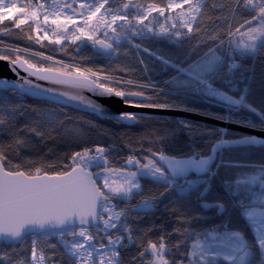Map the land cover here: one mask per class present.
Instances as JSON below:
<instances>
[{"label": "snow or ice", "instance_id": "6c2138e0", "mask_svg": "<svg viewBox=\"0 0 264 264\" xmlns=\"http://www.w3.org/2000/svg\"><path fill=\"white\" fill-rule=\"evenodd\" d=\"M0 35L48 52L0 43V264H264V0H0ZM113 97L214 108L241 134L206 155L192 142L214 129L113 119ZM70 107L107 142L67 133ZM128 125L121 163L110 129ZM218 150L247 159L211 166Z\"/></svg>", "mask_w": 264, "mask_h": 264}, {"label": "trees", "instance_id": "16d2710c", "mask_svg": "<svg viewBox=\"0 0 264 264\" xmlns=\"http://www.w3.org/2000/svg\"><path fill=\"white\" fill-rule=\"evenodd\" d=\"M17 31V30H14ZM14 43L18 46L24 47L27 46L33 50H38L41 52H44L45 54H48L46 49H37V47L35 45H28L25 41L20 40L19 38H15V37H9V36H3L0 35V43ZM53 55H57L56 53H52ZM84 55H87V53H84ZM34 60H38V58H33ZM145 59H148L147 56H145ZM149 63H151V61L149 60ZM246 64L251 66V69L254 70L256 72L257 75H259L260 71H261V61L259 59H256L254 61H247ZM28 103L32 106L35 107H39L41 109H47L50 106H46L42 103H40L37 100L34 99H30L28 101ZM216 111V109H211L209 110L207 113L202 114L200 116L203 117H208L211 118L213 116V113ZM58 114L60 115H64L62 112H60V110H57ZM137 117H151L152 120L154 121H172L175 122V124H179L181 121H187L189 124H195V123H199L201 125V127H205V128H211L214 129L215 135L212 137H208V136H199L196 137L193 140V145L196 149H202L204 151V153L207 155L208 150H209V143L208 141L213 140L216 138V136H218L222 130L215 125H211V124H207V123H203L200 121H195V120H191V119H181V118H177V117H173V116H157V115H140ZM216 120V119H214ZM65 121H66V132L67 133H71V132H81V134L83 135V137L89 142L91 143L92 141H100V142H107L106 138H103L100 136V133L102 131H104L103 128H98L95 130H91V131H86V129L88 128V125L86 123H84V114L77 112L73 109H67V117H65ZM218 121V120H217ZM82 125V127H80ZM142 126L141 125H128L126 127H120L119 130H115V126H113L112 129H110L111 134H112V143L115 147V158L117 160H119L121 163H123V153L121 152V145L126 144L128 142L129 137H131L133 139V141H135V139L142 133ZM241 133L236 132V131H230V130H226L225 131V135L228 136H235V135H240ZM177 147H180L182 149V151L184 153H187L189 151V147L186 143V138L181 135L177 141H175L173 144L170 145V150H174ZM126 151V149L124 150ZM247 157L238 154V153H231L228 152L226 150H222L218 156H217V160L216 162L212 165V166H217L218 164H220V162L223 161H243L246 160ZM221 174L224 173L225 169L223 167L220 168ZM191 211H199L198 208H193L191 209Z\"/></svg>", "mask_w": 264, "mask_h": 264}, {"label": "water", "instance_id": "95a60500", "mask_svg": "<svg viewBox=\"0 0 264 264\" xmlns=\"http://www.w3.org/2000/svg\"><path fill=\"white\" fill-rule=\"evenodd\" d=\"M3 78H8L10 80L15 79V77H13L12 73L8 70V66L4 62H0V79H3ZM34 100H37V99H34ZM103 103H104L105 107L108 109V112L111 114L113 119L118 117L121 112L133 113L135 116H140V115L173 116V117H177V118H181V119H191V120H195V121H200L203 123L215 125V126L221 128V129H224V130L234 131L233 125H231V124H226V123H223L221 121H217V120H214L212 118L203 117L200 115H193L190 113L179 112V111L160 112V111H155V110H141V109L128 108L125 106V104L122 100L116 99L114 97L105 100ZM70 109H73V108L70 107ZM125 123L127 124V122H125ZM221 151L222 150H218L217 153L214 155L212 165L216 162L217 156Z\"/></svg>", "mask_w": 264, "mask_h": 264}]
</instances>
